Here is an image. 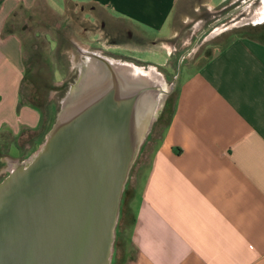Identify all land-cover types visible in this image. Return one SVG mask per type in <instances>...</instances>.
Returning <instances> with one entry per match:
<instances>
[{
  "label": "crops",
  "instance_id": "0c3cea01",
  "mask_svg": "<svg viewBox=\"0 0 264 264\" xmlns=\"http://www.w3.org/2000/svg\"><path fill=\"white\" fill-rule=\"evenodd\" d=\"M188 1L0 0V144L9 133L37 131L40 143L48 133L42 110L23 100V41L7 31L18 10L74 4L110 30L120 25L133 43L121 47L155 52L173 43L172 18ZM249 25L186 73L158 142L143 145L122 197L116 262L264 264V15Z\"/></svg>",
  "mask_w": 264,
  "mask_h": 264
},
{
  "label": "water",
  "instance_id": "95a60500",
  "mask_svg": "<svg viewBox=\"0 0 264 264\" xmlns=\"http://www.w3.org/2000/svg\"><path fill=\"white\" fill-rule=\"evenodd\" d=\"M83 52L45 139L0 182V264H112L122 197L169 91Z\"/></svg>",
  "mask_w": 264,
  "mask_h": 264
},
{
  "label": "rangeland",
  "instance_id": "374dc122",
  "mask_svg": "<svg viewBox=\"0 0 264 264\" xmlns=\"http://www.w3.org/2000/svg\"><path fill=\"white\" fill-rule=\"evenodd\" d=\"M238 1L212 8L211 11L204 6L206 0L180 3L181 7L178 6L171 22L172 42L176 45L174 47L171 43V49L165 48L167 52H172L171 56L165 50L133 51L129 47H121L133 43L127 41L126 32L120 25L114 23L110 30L104 23V17L91 19L90 9L83 10L74 4L68 5L61 13L48 3H38L29 10H18L7 31L13 29L23 41V100L40 108L49 120L47 125L51 126L65 93L78 78L84 60L83 50L99 52L147 70L153 69L164 76L163 87L169 91L163 95V105L157 111L151 133L144 144L157 143L174 110L178 87L186 73L204 63L233 38L249 33V23L254 19H242L250 16V11L259 0L242 6L241 0ZM164 30H168V26ZM116 36L119 38H114ZM37 135V131L18 137L10 133L6 135L4 143L0 144V182L9 174L13 161L23 160L38 149L42 139H38ZM133 169L134 166L130 175ZM133 185L138 187L135 179ZM113 261L114 254L112 264H117Z\"/></svg>",
  "mask_w": 264,
  "mask_h": 264
},
{
  "label": "bare ground",
  "instance_id": "6f19581e",
  "mask_svg": "<svg viewBox=\"0 0 264 264\" xmlns=\"http://www.w3.org/2000/svg\"><path fill=\"white\" fill-rule=\"evenodd\" d=\"M264 1V0H263ZM249 18L248 19H258L260 16H263L264 15V2L262 3H258L256 4L251 12L249 13ZM219 30V29H218ZM171 49V48H170ZM119 61V60H118ZM128 65H130L131 68L133 69H136L137 71H141V73H144V74H147L149 77H151L155 82L157 83H160L161 85L164 84L165 82V79H164V76L158 72H156V70H153V69H143L145 67H139V66H136L135 64H132V63H129L127 62ZM166 89V88H165ZM167 90V89H166ZM160 98H163L162 95H160Z\"/></svg>",
  "mask_w": 264,
  "mask_h": 264
},
{
  "label": "trees",
  "instance_id": "16d2710c",
  "mask_svg": "<svg viewBox=\"0 0 264 264\" xmlns=\"http://www.w3.org/2000/svg\"><path fill=\"white\" fill-rule=\"evenodd\" d=\"M173 111H174V110H173ZM172 113H173V112H172ZM172 113H171V116H172ZM171 116H170V118H171ZM170 118H169V120H170ZM169 120H168V122H169ZM48 121H49V120L47 119V124H48ZM54 121H55V119L52 121L51 126H48V125H47V130H48V131H49L50 128L52 127ZM44 139H45V138H44ZM44 139H43V140H44ZM128 190H129L128 188L125 189V192H124L123 196H125V193H126ZM129 191H130V190H129ZM130 192H131V191H130ZM121 213H122V211H121ZM127 219H128V216L126 217V220H127ZM120 222H121V218H120ZM120 222H119V225H120ZM114 261H115V260H114ZM114 261H113V262H114ZM117 264H123V263H122V262H117Z\"/></svg>",
  "mask_w": 264,
  "mask_h": 264
},
{
  "label": "flooded vegetation",
  "instance_id": "af4514ba",
  "mask_svg": "<svg viewBox=\"0 0 264 264\" xmlns=\"http://www.w3.org/2000/svg\"><path fill=\"white\" fill-rule=\"evenodd\" d=\"M185 56V55H184ZM184 56H183V58H184ZM66 94V93H65ZM150 133H151V131H150Z\"/></svg>",
  "mask_w": 264,
  "mask_h": 264
}]
</instances>
